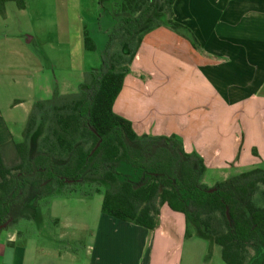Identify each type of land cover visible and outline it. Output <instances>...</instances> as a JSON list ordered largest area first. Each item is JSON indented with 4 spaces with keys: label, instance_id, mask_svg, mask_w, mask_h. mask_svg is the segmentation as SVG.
Returning <instances> with one entry per match:
<instances>
[{
    "label": "crops",
    "instance_id": "1",
    "mask_svg": "<svg viewBox=\"0 0 264 264\" xmlns=\"http://www.w3.org/2000/svg\"><path fill=\"white\" fill-rule=\"evenodd\" d=\"M24 2L25 10L7 2L5 18H0V145L20 142L33 104L52 93L55 83L43 66L45 60L55 67L52 49L68 53L72 65L70 49L84 50L83 28L87 29V21L96 23L98 16L97 0ZM172 11L173 20L192 33L197 46L163 27L145 35L130 66L133 78L128 71L113 112L130 121L137 135L179 139L186 153L203 160V182L208 187L231 175L264 168V0H176ZM12 17L16 20L11 21ZM47 28L52 40L45 37L35 51L26 47L35 39L34 29L47 36ZM140 73L145 77L140 79ZM156 75L167 85L174 83L178 97L171 107L164 106L159 118H153L147 105L144 112L141 109L147 97L144 91ZM136 79L143 84L138 85ZM127 80L129 114L121 106ZM76 198L53 199L47 207L58 204L66 209L65 200L82 207L84 198ZM53 224L72 229L71 212L67 210ZM95 227L79 259L72 252L35 245V235L31 238L19 230H7L0 239V264H205L203 259H207L202 238H185L184 217L166 206L160 209L154 231L101 212ZM68 235L59 234L58 240ZM112 237H117L116 244ZM208 245L207 264H222L219 252Z\"/></svg>",
    "mask_w": 264,
    "mask_h": 264
},
{
    "label": "trees",
    "instance_id": "2",
    "mask_svg": "<svg viewBox=\"0 0 264 264\" xmlns=\"http://www.w3.org/2000/svg\"><path fill=\"white\" fill-rule=\"evenodd\" d=\"M176 0H97L96 23L104 17L112 28L104 31L106 44L97 70L84 72L77 91L37 102L21 132V141L0 145V235L27 216L13 218L12 208L36 196L35 207L51 200L101 194L100 212L146 231L158 226L166 206L185 220V238L197 235L219 248L224 264H264V168L234 174L208 187L206 167L195 153H186L175 136L137 135L130 121L113 112L145 35L160 27L144 26L152 13L166 16L165 27L186 39L192 33L173 20ZM13 2L25 10L24 0ZM115 6V10L114 7ZM83 49L96 51L84 27ZM46 119L36 150L31 137ZM86 176L100 181L88 182ZM88 190V194L84 191ZM254 254L253 256H251Z\"/></svg>",
    "mask_w": 264,
    "mask_h": 264
},
{
    "label": "rangeland",
    "instance_id": "3",
    "mask_svg": "<svg viewBox=\"0 0 264 264\" xmlns=\"http://www.w3.org/2000/svg\"><path fill=\"white\" fill-rule=\"evenodd\" d=\"M113 7L115 10V6ZM25 19L27 20L28 17H26ZM15 20H16L15 17L11 18V21H15ZM151 21H157L160 27L166 28L165 27L166 16L164 14H159L156 12L152 13L149 19L147 20V22L144 24V26L150 25ZM111 26L112 24L106 22V19H104V17L101 18L98 24H96L95 22L87 21L86 22L87 31L89 32L90 37L93 39L96 45V51L86 52L82 50L77 52L76 47L73 46L72 47L73 49H70L73 50V56H74V61L72 65L70 63L68 53L64 55V53L63 54L61 53L60 48L58 47H56V49L51 48L52 54L53 51H55L56 53L55 62H54L55 67H50L48 63H45V60L43 62V66H47L46 70H48L49 75L52 77V82L55 83V85L52 86L53 88L52 93L50 94V96L45 97L46 98L45 100L50 99L54 91L58 92L59 94L75 93L77 91L78 85L83 80L84 72L90 70H97L99 68L101 53L106 44V35L104 31L107 28L110 29ZM10 29H12L11 26ZM21 32L24 34L23 36H30V33H26L25 31H21ZM33 33L35 34V39L33 40V42L26 44V47L32 51L36 50L35 48L40 43L39 41L41 40L44 41L45 37H47L45 40H49V39L52 40L51 35H48V28L46 31L47 36H43V33L40 34V32L37 33L36 29L33 30ZM60 58L62 59L63 62L61 61ZM130 66L132 65L130 64L128 66V70L130 71L129 76L132 79L133 70L132 67ZM139 76H142L144 78L145 74L140 73L138 77ZM139 78L141 79V77ZM140 79H136L138 81V85L143 84L142 83L143 81ZM152 82L153 84L148 90L149 92L143 90L145 93H147V97L145 104L141 106V109L144 112L145 106L147 105V110L152 112L153 118H159L160 116L164 115V109L166 108V107L164 108V106L171 107V105L175 104V101L173 100H176L178 98L174 94L176 86L174 85V83L172 85L170 84L167 85L164 79L158 77V75L153 77ZM128 88H129V80L126 81V87L125 90L123 91V98H121V106L126 111L125 112L126 114H129V109L127 107V104L129 102ZM135 97L138 98L139 97L138 94H136ZM140 99L143 100V97H141ZM164 99H168L169 101L166 102L164 101ZM45 100H37L35 101L33 106L37 102L45 101ZM45 121H46L45 118L40 120L34 134L31 137L30 151L32 152L36 150L38 141L43 135ZM86 180L88 182L100 181L99 178L91 177V176H86ZM84 192L88 194L89 191L85 190ZM89 194H90L89 197L84 198L82 207L80 205L74 204V202L72 201L65 200L67 201L66 203H68L67 204L68 208L64 209V207L57 206L58 204H55L54 206H52L51 209H48V207L47 208L35 207L33 205V201L35 199L36 194L33 191H31L28 194V197L22 206L12 208V210L10 211V215L13 218H21L23 216H27L29 219L28 220L20 219L17 224L10 226L8 230L11 229L19 230L22 233L28 234L27 236H31V238H33V236L35 235V237L33 238L36 241V242L33 241L35 245L36 243H40L42 246H45L47 248H51V247L58 248V250L62 253L72 252L79 259L83 256L88 239L94 235V231H96L97 229L95 227L96 219L100 212V205L102 200L101 194H92L90 192ZM76 197L79 196L75 195L72 196V198L69 197L67 199H78ZM67 210L72 214L74 221L73 227L76 224L77 228L72 227V229L71 228L62 229L61 227L60 228L56 227L53 224V220L57 217L58 218L62 217L64 214H66ZM5 232L0 236V239L6 236ZM64 232L69 234L68 237L65 240H58V235L63 234ZM71 233L74 234V237H72V239L69 238ZM112 238H113L112 240L116 244L117 237H112ZM200 241H201V245L204 246L205 248V254H206L205 257L207 258L206 260L203 259V262L207 264L210 258V253H209L210 248L208 245L210 243L208 242V240L203 238L200 239ZM104 242L109 243L110 240H106ZM213 249L217 253L219 252V248H217L214 245L212 246L211 250ZM253 255L254 254H252L251 256ZM218 259L220 263L224 264L220 258ZM122 262H124V260ZM258 262L259 260L254 259L251 264H260Z\"/></svg>",
    "mask_w": 264,
    "mask_h": 264
}]
</instances>
